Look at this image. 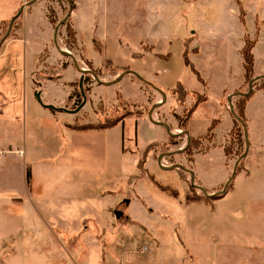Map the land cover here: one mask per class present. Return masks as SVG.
I'll use <instances>...</instances> for the list:
<instances>
[{
    "label": "crops",
    "instance_id": "0c3cea01",
    "mask_svg": "<svg viewBox=\"0 0 264 264\" xmlns=\"http://www.w3.org/2000/svg\"><path fill=\"white\" fill-rule=\"evenodd\" d=\"M46 2L0 0V146L10 150L0 157V264H27L25 257L32 253L35 264H261L253 262L257 254L251 245L260 235L254 232H262L264 202L245 191L241 195V185L233 182L239 172L245 184L251 172L249 165L255 160L251 155L258 153H247L244 166L231 180L233 185L210 201H187V177L181 176L179 168H170L173 164L188 168L190 164L196 185L209 196L223 190L235 161L231 163L211 143L223 142L230 130L234 116L228 96L241 88L243 67L236 80L222 84L215 95H210L207 78L193 63L199 47L188 57L204 83L186 63L192 73L170 68L168 45L147 38L127 41L123 33L110 41L95 35L94 39L102 41V51L96 49L91 37L82 46L83 58L93 68H104L109 61L123 71L107 72L102 80L105 83L88 85V99L79 110L84 113L82 117L78 116L81 112L50 109L47 104L72 110V85L81 72L75 55L67 56L60 49ZM5 25L8 27L3 34ZM242 45L243 41L239 50ZM256 47L257 43L253 49L255 61ZM254 77L258 80L264 73ZM142 82L150 86V91ZM177 84L206 96L193 111L187 133L174 114L182 115L193 100L191 96L178 100L172 92ZM224 90L229 93L228 107L220 104ZM36 92L41 102L34 96ZM118 100L131 104L128 114L116 105ZM107 107L115 110L110 114ZM88 110L94 117L86 114ZM154 115L160 120L156 121ZM245 115L249 146L262 147L264 91L247 101ZM110 116L121 119L104 128L76 130L68 126L75 119L100 122ZM213 119L218 123L211 142L204 141L203 149L196 150L190 162L181 147L175 150L172 146L167 153L157 155L154 150L158 147L149 150L150 145L164 144L172 135L184 134L185 142L187 136L200 137ZM140 160L144 172L139 169ZM58 172L80 177L83 183L92 179L99 182L98 187L83 188L89 200H84L85 210L78 216L69 215L70 207L77 203L60 204L42 194L48 186L42 185V175ZM149 174H158L161 181L148 185ZM158 184L173 188L177 194ZM28 207L35 219L33 234L26 225ZM115 211L120 212L118 216ZM236 214L244 222L240 232L235 230L239 224ZM257 244L262 246L260 241ZM253 250L259 251V259L264 258V247L254 246Z\"/></svg>",
    "mask_w": 264,
    "mask_h": 264
},
{
    "label": "rangeland",
    "instance_id": "374dc122",
    "mask_svg": "<svg viewBox=\"0 0 264 264\" xmlns=\"http://www.w3.org/2000/svg\"><path fill=\"white\" fill-rule=\"evenodd\" d=\"M47 5V13L49 17H52V21L50 23L53 26H56L64 16L70 11V17L67 18L65 22H63L57 29V42L61 50L64 51V54L67 56L75 55V60L78 63L81 69L85 68L92 71L95 69L98 74V78L100 80H104L103 76L105 73L112 72L116 73L119 70L118 68L112 67L111 64L105 63L104 68H93L91 63L83 58V50L84 45L88 44L90 38L92 37L94 46L97 50L102 51L103 44L102 41L94 39L95 35L100 36L102 38L107 37L108 41H110L113 37L116 38V34L123 33V37L127 41H135L136 38H147L153 39L154 42L159 43L161 45H168L166 48L169 51L170 58V68L175 71L179 70V68H183L186 72L189 71V67L185 66V62L183 61V48L184 41L187 40V49L191 52L190 49L193 47H199V51L193 57V63L198 71L207 78V82L209 84L210 95H215L216 89L219 88L222 84H231L236 78L239 76L242 65L241 60V50H239L240 42L243 41L242 33H244L243 25L239 20V9H242L244 12V24L247 29L249 40L253 42L254 45L252 47V53L254 57V46L257 43L253 70H252V78L257 74L264 73V0H46ZM25 7V5H23ZM78 32H77V29ZM78 33V36H77ZM255 40V42H254ZM244 43V41H243ZM243 46V45H242ZM82 57V58H81ZM65 65V63H63ZM130 67H135L133 62L129 64ZM83 67V68H82ZM244 70V68H243ZM261 79V78H260ZM259 80V79H258ZM256 80V81H258ZM248 80L244 77L243 71V83L241 88L235 91L246 92L248 90ZM79 80L73 82V91L76 93L80 92L78 87ZM91 82H96L93 76L90 74L88 79L83 83L84 90L89 89V84ZM204 83V80L202 79ZM97 83V82H96ZM146 91H150V86L146 83L142 82ZM264 85V84H263ZM234 91V92H235ZM252 94L248 98H253L254 95L259 91H264V86L260 85V82H257L255 85H252ZM74 93V94H75ZM228 93V92H227ZM227 93L224 90V94L220 99V104L223 107H228L226 97ZM198 93L190 92L187 96H191L194 101L195 96ZM229 94V93H228ZM37 99L36 94L34 95ZM185 96V97H187ZM184 97V98H185ZM183 98V99H184ZM237 97L232 98V103L235 102ZM75 103L70 104L69 108L75 109L82 100L75 95ZM88 99V93L86 92V101ZM247 100V101H248ZM192 101V103H193ZM245 103V107L247 104ZM127 102H121L118 100L116 105H120L124 107L126 112H128L127 108L132 107L131 104H126ZM191 103V104H192ZM190 104V105H191ZM190 105L184 109L182 115L174 114L177 116V120L180 121L185 111L190 107ZM134 106V105H133ZM146 107V105H144ZM88 108V107H87ZM101 107L98 106V109ZM81 110V108L79 109ZM79 113V117H82L84 113L83 111ZM106 111L115 110L114 108L107 107ZM88 110L90 116L94 117L93 111ZM125 112V113H126ZM76 113V112H75ZM111 114V113H110ZM115 115V114H113ZM156 120H160L157 115H154ZM244 117L245 124L248 117L245 115L244 108ZM115 118L114 116H110L107 119L102 120L110 122ZM216 120V119H213ZM212 120V121H213ZM87 123H96V122H87ZM180 123V122H179ZM218 123V122H217ZM233 117L230 130L225 135L223 142H219V144L215 145V143H211V146L219 147L226 158L233 163L236 162L237 158L245 151V140L240 142L238 139L233 140L230 131L233 127ZM83 125L86 124L79 121L78 119L74 120V123H68L69 127L72 125ZM217 125V124H216ZM215 125V127H216ZM214 127V128H215ZM73 128V127H72ZM212 133L204 138V134L201 136L202 139L199 140L200 145L192 148V152L190 154L184 153L187 159L191 158L193 153L196 150L203 149L205 143L204 141L211 142L213 137ZM76 130V127L74 128ZM208 129V127H207ZM206 129V131H207ZM241 134L239 131H235ZM198 138V137H196ZM160 145V144H159ZM159 145H151L149 146V150L155 147H158L154 150V154L157 155L162 153V147ZM207 149L210 147L209 143H206ZM46 148V146H44ZM184 148L185 147V139L183 137L181 143L173 148ZM42 151H44V149ZM48 149V147H47ZM175 149V150H176ZM45 151H47L45 149ZM256 151L258 154H253L252 152ZM17 152V151H16ZM18 153V152H17ZM247 153H252V158L255 159L249 165L251 170L250 176L248 180L245 182L241 179V174L239 176H235L234 183H239L241 185L240 192L241 195L245 194L253 195L254 197H259L264 202V160L259 157H264V144L262 147L248 145ZM246 153L245 156L248 154ZM154 155V156H155ZM245 156L243 158H245ZM243 158L240 159L239 165H237L238 169L244 166ZM188 161L190 162V160ZM168 161V160H167ZM164 160L165 165H169L168 162ZM189 166H191L189 164ZM236 167V170H238ZM143 161H140L139 169L143 171ZM158 170V169H157ZM165 173L164 171H160ZM28 172V171H27ZM167 174V173H166ZM154 179H152V178ZM53 178V179H52ZM150 181H147L148 185H152L153 182H160L161 178L158 174L148 175ZM49 179V180H48ZM41 180L46 183L48 186L42 191V194L48 195L49 201H59L60 204H66L69 202H75L80 207H70L72 210V217L78 216L79 211L85 210L83 206L84 200H89L83 188L87 186L98 187L99 182L96 179H92L89 182L85 181L83 183L82 178H72V176L67 175L62 172H58L54 175H42ZM47 180V182H46ZM152 180V181H151ZM160 180V181H159ZM28 184H33L32 176L29 172V178H27ZM49 181V183H48ZM232 182V185H233ZM164 183V182H161ZM244 184V186H243ZM41 186V184H40ZM204 195L209 196L206 192L201 191ZM52 196V197H51ZM251 196V198L253 197ZM245 198L249 196H243ZM241 197V198H243ZM30 207V205H29ZM28 207L27 214V230L30 234H33L35 231V219L32 217L30 213V209ZM65 207V206H64ZM239 206H237L238 208ZM264 209V207H263ZM69 215H63L65 217H69ZM239 218V224H236L235 230L236 232H240L242 230L241 227L244 226V222L240 214H236ZM263 216V225L261 222L262 232L255 231L254 235H260L261 237H257L256 242L252 243V252L256 253V263H264V258H258V252L253 250V247H264V211L262 212ZM255 226H258L257 224ZM260 226V224H259ZM258 226V228H259ZM260 227V228H261ZM243 231V230H242ZM251 232V231H250ZM29 234V235H30ZM67 241V240H66ZM261 242L262 246H259L257 242ZM24 258V257H23ZM27 264H35L34 254H28L26 257Z\"/></svg>",
    "mask_w": 264,
    "mask_h": 264
},
{
    "label": "trees",
    "instance_id": "16d2710c",
    "mask_svg": "<svg viewBox=\"0 0 264 264\" xmlns=\"http://www.w3.org/2000/svg\"><path fill=\"white\" fill-rule=\"evenodd\" d=\"M239 10H240L239 11V20H240L241 24L243 25V29H244V33H243V41H244V43H243V46L241 48V54H242V57H243L244 77H245L246 80H248L247 82H249L252 79L251 73H252L253 64H254V57H253V53H252V47H253L254 43L250 42V40H249L250 38H249L247 29H246L245 24H244V19H243L244 12L242 11V9H239ZM19 16H20V13L17 15V17H19ZM51 18L52 17H49L50 21H52ZM7 27L8 26L5 25V27L3 29V34L7 31ZM254 42H255V40H254ZM187 43H188L187 40H185L184 41V48H183L184 61L191 68V70L197 75L198 79L200 81H202V78L200 77L198 71L194 68L193 63L190 61V59L188 57L189 50L187 49L188 48L187 45H186ZM191 51L192 52H197V47L192 48ZM106 63L110 64L109 61H106ZM92 71L94 73L98 74V72L95 69H92ZM88 76H90L89 73H86L84 75L83 83H85V81L88 79ZM257 82H260V85L264 86L263 85L264 84V77H261V79L259 78L258 81L253 82V85H255ZM84 91H85V94H86L87 90H84ZM172 92L176 94L178 100H182L185 96H187L190 93L188 90L184 89L179 84H177L176 87L172 89ZM235 92H238V91H235ZM251 94H252V91L249 94L244 95V96L235 95V97H237V98H236L235 102L233 103V108H234L235 113L244 122V124H245V117H244L245 103L248 100V98L251 96ZM74 95H76V98L77 97L80 98L81 94H80L79 91H77ZM205 99H206V96H204L202 94H196L193 103L185 111L184 116L181 119H179L180 120L179 121L180 122L179 123L180 127L184 131V133H187V130H186L187 123H188L193 111L198 107L199 103H201ZM125 114H128V112H126ZM120 119H121V116H118V117H115L112 120H110V122H107V121L101 122L100 121V122H96V123H86V124H83V125H75V124H73L72 127L73 128L76 127L77 129L104 128V127H109V126H112V125L116 124ZM233 121H234L233 127H232V129L230 131V134H233L232 135V142H233V140H236V139H238L239 142L242 139L243 142H244L245 138H244V127H243V125L235 117L233 118ZM216 124H217V120H213L211 122V124L208 126L206 134L203 135L204 138H206L207 136H209L212 133V129L215 127ZM235 131H239V132H241V134H239L238 132H235ZM183 137H184V134H182L181 136L180 135H172V136H169L168 141L166 143L161 144V145L155 143L154 145H159V147L163 148L162 152L167 153L168 150L170 149V147L176 146L179 143H181ZM201 139H202L201 136L198 137V138L189 137L188 145H187V147H184L183 152L187 153V154H190L192 152V148L200 145L199 140H201ZM185 146H186V142H185ZM189 160L192 161V158H190ZM140 161L138 162V166L140 164ZM238 165H239V163H238ZM187 169L191 170V166H189ZM237 169H238V167H237ZM178 171L181 173L182 177H187V182H188V187H189V192L186 195V200L187 201H194V200L210 201L212 199H216V198H220L221 197V194H215V195H212V196L204 195L201 191H198V188L196 186H194V185H192L190 183V174H189V172H187L183 168H179ZM27 178H29V170L27 172ZM194 183L196 185V181H194ZM231 185H232V182L230 181L229 184H228V188ZM158 186L161 189H163V190H165V191H167V192H169V193H171L173 195L177 194L176 190H174L173 188H171L169 186L161 185V184H158Z\"/></svg>",
    "mask_w": 264,
    "mask_h": 264
},
{
    "label": "water",
    "instance_id": "95a60500",
    "mask_svg": "<svg viewBox=\"0 0 264 264\" xmlns=\"http://www.w3.org/2000/svg\"><path fill=\"white\" fill-rule=\"evenodd\" d=\"M21 11H22V8L20 9V11H19L16 15H18ZM70 11H71V9H70V10L68 11V13L64 16V18H63L59 23H57V25L55 26V32L57 31L58 27H59L63 22H65V21L67 20V18H68L69 15H70ZM13 19H14V18H12V20L10 21V26H9V28H8L7 33L9 32V29H10V27H11V24H12ZM63 53H64V51H63ZM79 70H80V72H81V76H80V78H79L78 87H79L80 94H81V97H82L81 103H80L75 109H73V110H67V109H65V108H63V107H55V106H53V105H51V104H47V105H46L48 108H50V109H55V110H64V111H68V112H71V113H75V112H77L80 108H82V107L84 106V104L86 103V94H85V91H84V88H83V77H84V75H85L86 73L91 74V75L93 76V78L95 79L96 82H98V83H105V82H103L102 80H100V79L98 78V76L96 75V73H94L93 71L88 70V69H81L80 67H79ZM128 72H130V73H132V74L138 76V74H137L136 72H133V71H128ZM124 74H125V73H123L121 76H123ZM256 79H257V77H253V78L248 82V90H247L246 92H240V91H238V92H233V93H231V94L228 96V104H229V108H230V111H231L232 115H233L237 120H239L240 123H241V124L243 125V127H244L245 151H244V152H243V153L237 158V160H236V162H235V165H234V168H233V171H232V173H231V175H230L228 181L226 182V184H225L223 190L220 191V192H218V194H221V195H222L223 192L225 191V189H226V187L228 186L229 182H230V181L232 180V178L234 177L235 172H236V167H237V165H238V163H239V160L242 159V158L246 155V153H247V151H248V145H249L248 134H247V130H246V125L244 124V122H243V121L237 116V114L235 113L234 108H233V104H232V101H231V98H232L233 96H235V95H241V96H244V95L249 94V93L251 92V90H252L253 82H255ZM36 96H37V99L41 102V100H40V95H39L38 92H36ZM186 139H187V141H186V146H185V147H187V145H188V142H189V136H187ZM181 150H182V149H181ZM183 150H184V148H183ZM159 161H161V157L159 158ZM170 168H183V169H185V170H186L187 172H189V174H190V183H191L192 185L198 187L199 189H201V190L204 192V190H203L201 187L195 185V183H194V179H195V178H194V173H193L190 169H187V168H185V167H182V166L179 165V164H173L172 166H170ZM119 213H120V212H118V211H115V212H114V214H115L116 216H118Z\"/></svg>",
    "mask_w": 264,
    "mask_h": 264
},
{
    "label": "built area",
    "instance_id": "2783aa9c",
    "mask_svg": "<svg viewBox=\"0 0 264 264\" xmlns=\"http://www.w3.org/2000/svg\"><path fill=\"white\" fill-rule=\"evenodd\" d=\"M26 5V4H25ZM83 68V67H82ZM83 69H85V68H83ZM156 121H158V120H156ZM8 152H10V150H7V149H5V148H3L2 146H0V157L2 156V155H4V154H6V153H8ZM19 154H22V152L23 151H17Z\"/></svg>",
    "mask_w": 264,
    "mask_h": 264
}]
</instances>
